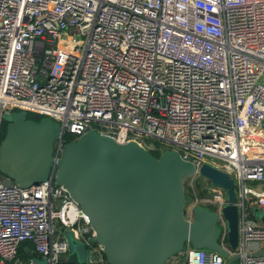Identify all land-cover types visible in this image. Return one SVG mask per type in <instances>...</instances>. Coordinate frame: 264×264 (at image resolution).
<instances>
[{
  "label": "built area",
  "instance_id": "built-area-1",
  "mask_svg": "<svg viewBox=\"0 0 264 264\" xmlns=\"http://www.w3.org/2000/svg\"><path fill=\"white\" fill-rule=\"evenodd\" d=\"M58 121L65 133L90 130L147 148H172L195 164L194 206L223 213L226 190L201 181L205 162L238 182L237 264H264V0H0V125L6 111ZM1 141V131H0ZM73 235L95 236L88 215L53 178L21 187L0 173V264L31 239L50 264L68 257ZM108 264L101 245L92 249ZM185 264H225L217 251L188 246ZM175 264V263H172Z\"/></svg>",
  "mask_w": 264,
  "mask_h": 264
},
{
  "label": "water",
  "instance_id": "water-1",
  "mask_svg": "<svg viewBox=\"0 0 264 264\" xmlns=\"http://www.w3.org/2000/svg\"><path fill=\"white\" fill-rule=\"evenodd\" d=\"M3 118L8 125L0 143V171L23 187L55 176L88 215L96 232L91 241L102 246L110 264H167L188 244L219 251L227 257L226 264L239 258L219 241L217 212L197 204L193 217L187 215L184 179L196 167L175 149L156 156L136 140L121 142L94 129L61 146L65 132L49 116L37 120L26 110H12ZM200 174L226 190L223 213L234 249L240 241L235 178L208 162ZM67 236L71 253L66 264L99 260L90 254L89 242L77 239L71 230ZM37 264L49 263L37 259Z\"/></svg>",
  "mask_w": 264,
  "mask_h": 264
},
{
  "label": "bare ground",
  "instance_id": "bare-ground-1",
  "mask_svg": "<svg viewBox=\"0 0 264 264\" xmlns=\"http://www.w3.org/2000/svg\"><path fill=\"white\" fill-rule=\"evenodd\" d=\"M27 112H29V111H27ZM31 112H33V111H31ZM34 113H37V112H34ZM37 114H40V113H37ZM40 115H43V116H45L44 114H40ZM4 119V118H3ZM35 119V118H34ZM7 125H8V122H7ZM1 130V129H0ZM63 131H64V129H63ZM66 134V133H65ZM65 134H64V136H65ZM83 135V134H82ZM74 136H76V135H74ZM81 136V135H80ZM80 136H76L77 138L76 139H78ZM1 141H2V139H1ZM1 141H0V143H1ZM155 141H157V140H155ZM155 141H154V143H155ZM127 142V141H126ZM159 142V141H158ZM64 143H66L65 142V139H64V137H63V139H62V141H61V146L64 144ZM160 143V142H159ZM156 145V144H155ZM147 148V147H146ZM156 148H159L160 149V151L162 152L163 150H165V149H172V148H164V149H162L161 148V144H160V146H157L156 145V147L155 148H149V149H151V150H153V149H156ZM256 149V148H255ZM258 149V148H257ZM259 153H262L261 154V157H264V152H263V150H261V149H259ZM161 154V153H160ZM218 167V166H217ZM220 168V167H219ZM222 169V168H221ZM224 170V169H223ZM225 171H227V170H225ZM227 172H229V171H227ZM0 173L2 174V176H3V178L5 179V180H7V181H11L12 182V180L8 177V176H6L4 173H2L1 171H0ZM230 173V172H229ZM230 175L231 176H233L234 178H235V181H236V193H237V191H238V182H237V179H236V177L232 174V173H230ZM50 178H53L54 180H55V176H50L48 179H50ZM209 180L210 182H211V180L210 179H208V178H206V177H204V176H202L201 175V177L199 178V183L201 182V181H203V180ZM47 180V179H46ZM43 181H45V180H43ZM247 181H257V180H246V183H247ZM42 182V181H41ZM55 182H56V180H55ZM257 182H259V183H264V182H260V181H257ZM12 183H14V182H12ZM40 183V182H39ZM57 183V182H56ZM211 183H213V182H211ZM14 184H16V183H14ZM38 184V183H37ZM58 184V183H57ZM214 184V183H213ZM248 184V183H247ZM17 185V184H16ZM34 185V184H33ZM60 185V184H59ZM214 185H216V184H214ZM18 186H20V185H18ZM32 186V185H31ZM217 186V185H216ZM21 187H23V186H21ZM30 187V186H29ZM220 187V186H219ZM238 195V194H237ZM200 204V203H199ZM197 205V204H196ZM195 205V206H196ZM194 206V207H195ZM206 206V205H205ZM207 207H209L211 210H212V207H210V206H207ZM252 216V215H251ZM90 220V219H89ZM220 226V225H219ZM221 228V227H220ZM239 230H240V223H239ZM221 233H222V229H221ZM95 235H96V232H95ZM94 237V236H93ZM92 237V238H93ZM220 237H221V234H220V236H219V241H220V243H221V240H220ZM27 240H31V239H27ZM26 241V240H25ZM33 241V240H32ZM24 242V241H23ZM22 242V243H23ZM34 242V241H33ZM86 242H89V246H91V249H92V246L93 245H100L99 243H97L96 241H91V238L88 240V241H86ZM21 243V244H22ZM222 244V243H221ZM239 244H240V241H239ZM239 244H238V246H239ZM34 245H35V243H34ZM192 246L191 244H188L187 246H186V248L188 247V246ZM227 245H228V247L229 248H227V247H225V248H227L228 250H230V252L232 251V250H235L236 248H231V246H230V244H229V241H228V234H227ZM21 246V245H20ZM102 247V246H101ZM193 247V246H192ZM186 248H185V250H186ZM196 248V247H195ZM201 249H204V250H206L208 253H210V252H212V251H217V250H210V249H206V248H201ZM33 252H36V253H38L39 255V257L40 258H42V260L44 259V260H46V261H48V259L47 258H43L42 256H41V254L38 252V251H36L35 250V247L33 248V249H31ZM30 250V251H31ZM102 250H103V248H102ZM185 250H184V252H182V253H184L185 254ZM264 251V250H263ZM217 252H219V251H217ZM259 252H262V250L261 251H259ZM95 253V252H94ZM182 253H180V254H182ZM220 253V252H219ZM232 253V252H231ZM222 254V253H221ZM232 254H234V253H232ZM261 254H264V253H261ZM69 255H70V253L68 254V257H69ZM179 255V254H178ZM223 255V254H222ZM239 255V254H238ZM99 256V255H98ZM103 256H104V258H105V260L107 261V263L108 264H110L109 262H108V260H107V258H106V256H105V254H104V252H103ZM176 256V255H175ZM224 256V255H223ZM19 257V256H18ZM68 257L66 258V259H64L60 264H66L67 262H68ZM225 258H226V262H227V257L226 256H224ZM31 258H34L35 259V261H36V263L35 264H37V257H31ZM31 258H29V259H31ZM29 259H27V260H29ZM23 260H25V261H27L26 259H23ZM179 261H181L182 263L181 264H185L184 263V256L182 257V260H180V259H178V261H177V263H179ZM240 261V255H239V258L238 259H236L234 262H233V264H237L238 262ZM48 263L50 264V262L48 261ZM91 263H99L100 264V260H93L91 257H90V264ZM226 264V263H225Z\"/></svg>",
  "mask_w": 264,
  "mask_h": 264
},
{
  "label": "trees",
  "instance_id": "trees-1",
  "mask_svg": "<svg viewBox=\"0 0 264 264\" xmlns=\"http://www.w3.org/2000/svg\"><path fill=\"white\" fill-rule=\"evenodd\" d=\"M28 113H29V117L35 118L37 120H39V119H41L43 117V115H40V114L31 112V111H29ZM0 129H1L0 130L1 131V139H3L4 136H5V134H6V129H7V121H5L4 119L1 122ZM76 138H77L76 136H74L73 134H70V133H66L65 136H64L65 142H68V141H71V140H75ZM155 144L157 146H160V143L158 141H155ZM152 152L156 156H159L160 153H161V151H160L159 148L153 149ZM198 193H199V195H203V192L202 191H199ZM34 247H35V245H34V242L32 240H26V241H24L21 244L20 248H19V252H18L19 258L26 259L27 260V259H29L31 257H37L39 254L36 253V252H33L31 250ZM181 263L182 262L179 261V263H176V264H181ZM91 264H99V263H91Z\"/></svg>",
  "mask_w": 264,
  "mask_h": 264
},
{
  "label": "rangeland",
  "instance_id": "rangeland-1",
  "mask_svg": "<svg viewBox=\"0 0 264 264\" xmlns=\"http://www.w3.org/2000/svg\"><path fill=\"white\" fill-rule=\"evenodd\" d=\"M256 150H259V149H257L256 148ZM191 182H192V180H191V177L190 176H187L185 179H184V184H185V190H186V203H185V207H186V209L188 208V206L190 205V203L192 202V199H193V194L191 193L193 190H192V188H191ZM201 190V183H199V185H198V191H200ZM83 242H86V241H83ZM77 248L79 249V251H80V253H81V256L82 257H85L86 256V253H85V251H84V249H83V246L81 245V244H78V246H77ZM89 252H90V254L91 255H97L96 253H94L92 250H91V246H89ZM69 253H71V246H70V252ZM98 256V255H97ZM182 256H184V253H182V254H179V255H177V256H173V257H171L169 260H168V262H167V264H172L173 262H174V260H178V258L180 259V260H182ZM37 259H40V260H42V258H40V257H38L37 256ZM44 260V259H43ZM46 261V260H45Z\"/></svg>",
  "mask_w": 264,
  "mask_h": 264
},
{
  "label": "crops",
  "instance_id": "crops-1",
  "mask_svg": "<svg viewBox=\"0 0 264 264\" xmlns=\"http://www.w3.org/2000/svg\"><path fill=\"white\" fill-rule=\"evenodd\" d=\"M263 152H264V150H263ZM247 183L249 185H252V186L258 188V189H264V183H259L257 181H247ZM251 205L252 206L250 208H251V215H252V217L255 218L258 222H260L261 224L264 225V206L259 205L258 203H252ZM177 261L178 260H174L173 263L176 264Z\"/></svg>",
  "mask_w": 264,
  "mask_h": 264
}]
</instances>
